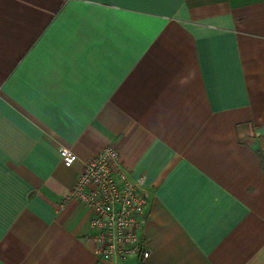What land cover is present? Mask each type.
<instances>
[{"label":"crops","instance_id":"0c3cea01","mask_svg":"<svg viewBox=\"0 0 264 264\" xmlns=\"http://www.w3.org/2000/svg\"><path fill=\"white\" fill-rule=\"evenodd\" d=\"M111 146L143 263L70 197ZM0 264H264V0H0Z\"/></svg>","mask_w":264,"mask_h":264},{"label":"built area","instance_id":"2783aa9c","mask_svg":"<svg viewBox=\"0 0 264 264\" xmlns=\"http://www.w3.org/2000/svg\"><path fill=\"white\" fill-rule=\"evenodd\" d=\"M62 164L70 168L79 161L71 150H60ZM146 176L131 177L120 165L115 146L106 148L79 172L71 193L90 212L88 241L98 258L122 263L138 257L143 263L150 255L143 251L140 231L146 223L148 199L144 193Z\"/></svg>","mask_w":264,"mask_h":264}]
</instances>
